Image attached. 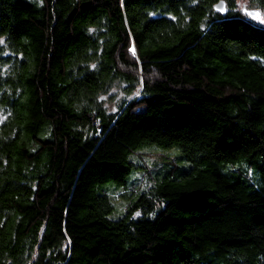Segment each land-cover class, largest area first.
Returning a JSON list of instances; mask_svg holds the SVG:
<instances>
[{
	"label": "trees",
	"instance_id": "1",
	"mask_svg": "<svg viewBox=\"0 0 264 264\" xmlns=\"http://www.w3.org/2000/svg\"><path fill=\"white\" fill-rule=\"evenodd\" d=\"M219 1L0 0V264H264V0Z\"/></svg>",
	"mask_w": 264,
	"mask_h": 264
},
{
	"label": "rangeland",
	"instance_id": "2",
	"mask_svg": "<svg viewBox=\"0 0 264 264\" xmlns=\"http://www.w3.org/2000/svg\"><path fill=\"white\" fill-rule=\"evenodd\" d=\"M238 3H239V6L242 8L244 7L245 5H247L248 3V0H237ZM263 18H261V22H263ZM123 95V93L121 92V90L119 89V87L115 86L114 88H112L110 90V92L106 95L103 96V99L105 100V104L107 106L108 109L110 110H115L117 108V99ZM147 151L149 152L150 155L152 156H160L161 154L163 153H172V154H178L179 153V150L178 149H165V148H162V147H159L157 145H150V146H147L146 147ZM176 151V153H175ZM138 163L139 162H142L141 160H138L137 161ZM108 185H114L113 183L112 184H108ZM126 199L125 198H122V195H119L118 198H117V201L115 200V204L118 206H121L122 205V202H124ZM117 214V213H116Z\"/></svg>",
	"mask_w": 264,
	"mask_h": 264
},
{
	"label": "water",
	"instance_id": "3",
	"mask_svg": "<svg viewBox=\"0 0 264 264\" xmlns=\"http://www.w3.org/2000/svg\"><path fill=\"white\" fill-rule=\"evenodd\" d=\"M214 8L220 12L221 14H226L229 10L227 3L225 0H220L219 2H217L214 6ZM223 9V10H218V9Z\"/></svg>",
	"mask_w": 264,
	"mask_h": 264
},
{
	"label": "snow or ice",
	"instance_id": "4",
	"mask_svg": "<svg viewBox=\"0 0 264 264\" xmlns=\"http://www.w3.org/2000/svg\"><path fill=\"white\" fill-rule=\"evenodd\" d=\"M218 10H223V9L221 8V9H218ZM248 15H251V16H253L256 19L260 18V14L259 13H248ZM0 43H3L2 39H0Z\"/></svg>",
	"mask_w": 264,
	"mask_h": 264
}]
</instances>
